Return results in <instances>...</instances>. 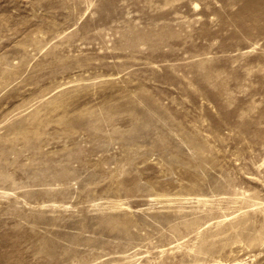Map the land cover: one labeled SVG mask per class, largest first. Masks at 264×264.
Masks as SVG:
<instances>
[{"label": "rangeland", "instance_id": "rangeland-1", "mask_svg": "<svg viewBox=\"0 0 264 264\" xmlns=\"http://www.w3.org/2000/svg\"><path fill=\"white\" fill-rule=\"evenodd\" d=\"M0 264H264V0H0Z\"/></svg>", "mask_w": 264, "mask_h": 264}]
</instances>
